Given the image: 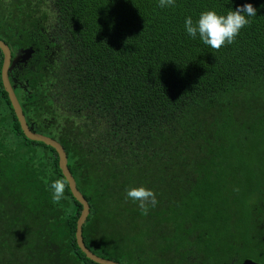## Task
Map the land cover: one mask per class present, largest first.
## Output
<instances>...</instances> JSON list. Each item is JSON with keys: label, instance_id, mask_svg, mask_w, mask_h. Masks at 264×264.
I'll use <instances>...</instances> for the list:
<instances>
[{"label": "trees", "instance_id": "trees-1", "mask_svg": "<svg viewBox=\"0 0 264 264\" xmlns=\"http://www.w3.org/2000/svg\"><path fill=\"white\" fill-rule=\"evenodd\" d=\"M243 3L257 16L233 43L186 37V16ZM0 39L13 55L34 49L10 79L28 124L67 152L91 251L121 264H169V251L184 264L192 246L264 264V0H0ZM3 58L0 264H99L78 245L83 206L57 151L22 130ZM139 186L154 203L126 197Z\"/></svg>", "mask_w": 264, "mask_h": 264}, {"label": "clouds", "instance_id": "clouds-1", "mask_svg": "<svg viewBox=\"0 0 264 264\" xmlns=\"http://www.w3.org/2000/svg\"><path fill=\"white\" fill-rule=\"evenodd\" d=\"M231 2L232 0H228V4ZM174 5L175 0H158V7L161 8ZM255 16H257V8L251 3H243L236 5L235 9L230 8L225 13L208 9L201 11L195 19L192 16H186L183 28L186 37L198 38L204 45L212 49H219L225 44L233 43L240 30L249 24ZM49 189L53 201H59L64 197L65 184L63 180L52 181ZM125 194L128 199L137 202V206L140 208H144L146 202H155L152 191L143 186L129 188Z\"/></svg>", "mask_w": 264, "mask_h": 264}, {"label": "water", "instance_id": "water-1", "mask_svg": "<svg viewBox=\"0 0 264 264\" xmlns=\"http://www.w3.org/2000/svg\"><path fill=\"white\" fill-rule=\"evenodd\" d=\"M0 49L3 52V66L1 71L2 81L5 90L7 91L10 101L12 103V106L15 110V113L19 119V122L21 124L22 130L24 134L31 140L34 141H40L43 142L51 147H53L59 156V166L62 170L63 175L69 182L70 189L74 195V197L82 204V212L81 215L77 221V230H76V238L79 247L82 249V251L86 254V256L93 260L96 263L99 264H121L115 260L108 259L101 257L97 254H95L93 251H91L85 244L84 238H83V226L86 223L90 212L91 207L88 202V200L85 198L83 193L79 190L77 186L76 179L72 172L69 169L68 166V156L67 152L64 148V146L55 138L39 133L35 130H33L32 126H30L27 122L26 116L24 114L22 105L20 104V101L17 97V94L15 92V86L12 84V81L10 79V72L17 66H19L21 63H27V61L32 57L34 53V49L32 47L29 48H21L19 49L14 55L12 54V50L10 46L5 43L2 39H0ZM243 264H262L260 262H257L253 259H246Z\"/></svg>", "mask_w": 264, "mask_h": 264}, {"label": "flooded vegetation", "instance_id": "flooded-vegetation-1", "mask_svg": "<svg viewBox=\"0 0 264 264\" xmlns=\"http://www.w3.org/2000/svg\"><path fill=\"white\" fill-rule=\"evenodd\" d=\"M21 64L26 65L27 63L26 64L25 63H21ZM193 248L194 247L189 246L188 249L190 250V252L186 255L187 259H185L183 261L184 264H236V262H235L236 259L233 258V257L229 261H223V262H221V261H219L217 259H212V260L211 259H206L205 255H202L201 252H197V251H194V250L191 251V249H193ZM166 255H167V257H170V258H167V261H168L169 264H173L172 258H174V261H176V262H177V259L180 258V256H172V252L170 253L169 251L166 253ZM246 259H251V258H246ZM246 259H244L241 264H243V262ZM165 264H167V263H165Z\"/></svg>", "mask_w": 264, "mask_h": 264}, {"label": "rangeland", "instance_id": "rangeland-1", "mask_svg": "<svg viewBox=\"0 0 264 264\" xmlns=\"http://www.w3.org/2000/svg\"><path fill=\"white\" fill-rule=\"evenodd\" d=\"M118 232H119V230H118ZM117 231H114V234L116 235V236H123V232L121 231L120 233H118ZM122 250H124V245L123 244H117ZM119 247H117V251H119Z\"/></svg>", "mask_w": 264, "mask_h": 264}]
</instances>
